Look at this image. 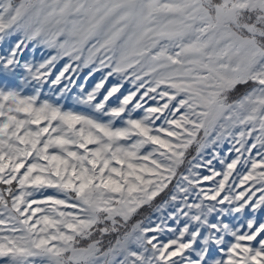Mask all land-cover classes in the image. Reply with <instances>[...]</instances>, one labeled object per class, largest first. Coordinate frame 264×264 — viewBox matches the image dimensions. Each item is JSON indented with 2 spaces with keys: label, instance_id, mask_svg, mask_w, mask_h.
<instances>
[{
  "label": "snow or ice",
  "instance_id": "snow-or-ice-1",
  "mask_svg": "<svg viewBox=\"0 0 264 264\" xmlns=\"http://www.w3.org/2000/svg\"><path fill=\"white\" fill-rule=\"evenodd\" d=\"M0 264H264V0H0Z\"/></svg>",
  "mask_w": 264,
  "mask_h": 264
},
{
  "label": "rangeland",
  "instance_id": "rangeland-1",
  "mask_svg": "<svg viewBox=\"0 0 264 264\" xmlns=\"http://www.w3.org/2000/svg\"><path fill=\"white\" fill-rule=\"evenodd\" d=\"M31 55H32V54H31L30 52H26V53H25V56H26V57L31 56ZM41 58H42V57H41V50L38 49V50L36 51V53H35V59H36V60H40ZM63 63H64V62L61 61V62L57 65L56 69H54V72H55V71H59V70L63 67ZM218 167H219V166H218Z\"/></svg>",
  "mask_w": 264,
  "mask_h": 264
}]
</instances>
